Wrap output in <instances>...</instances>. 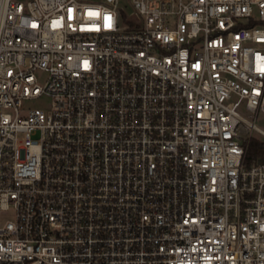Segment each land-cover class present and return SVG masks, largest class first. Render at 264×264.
Wrapping results in <instances>:
<instances>
[{
	"label": "built area",
	"instance_id": "1",
	"mask_svg": "<svg viewBox=\"0 0 264 264\" xmlns=\"http://www.w3.org/2000/svg\"><path fill=\"white\" fill-rule=\"evenodd\" d=\"M260 114L264 0H0V264H264Z\"/></svg>",
	"mask_w": 264,
	"mask_h": 264
},
{
	"label": "trees",
	"instance_id": "2",
	"mask_svg": "<svg viewBox=\"0 0 264 264\" xmlns=\"http://www.w3.org/2000/svg\"><path fill=\"white\" fill-rule=\"evenodd\" d=\"M248 162H255L257 160L264 159V141H261L256 138H252L249 141V146L247 150V157Z\"/></svg>",
	"mask_w": 264,
	"mask_h": 264
},
{
	"label": "rangeland",
	"instance_id": "3",
	"mask_svg": "<svg viewBox=\"0 0 264 264\" xmlns=\"http://www.w3.org/2000/svg\"><path fill=\"white\" fill-rule=\"evenodd\" d=\"M48 105V98L46 97H39L37 99H33L30 100L28 102V106L33 107V108H37V107H47ZM257 123L262 126L264 128V115L260 114L258 119H257ZM4 219H12L14 217L13 211H10L9 213H6L4 216Z\"/></svg>",
	"mask_w": 264,
	"mask_h": 264
},
{
	"label": "snow or ice",
	"instance_id": "4",
	"mask_svg": "<svg viewBox=\"0 0 264 264\" xmlns=\"http://www.w3.org/2000/svg\"><path fill=\"white\" fill-rule=\"evenodd\" d=\"M90 15H96L95 13H90ZM111 18L110 17H106V20H110ZM110 26V24L108 25Z\"/></svg>",
	"mask_w": 264,
	"mask_h": 264
}]
</instances>
